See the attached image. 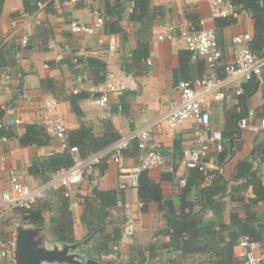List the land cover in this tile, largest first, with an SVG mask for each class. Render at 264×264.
Here are the masks:
<instances>
[{
	"label": "crops",
	"instance_id": "crops-1",
	"mask_svg": "<svg viewBox=\"0 0 264 264\" xmlns=\"http://www.w3.org/2000/svg\"><path fill=\"white\" fill-rule=\"evenodd\" d=\"M64 1L4 0L3 3L0 31L8 44L9 63L0 73V108L4 114L21 118L23 122L12 126L13 137L0 140V194L10 189V170L31 186L49 184L54 172L46 180L38 173L29 172L33 160L63 151L70 153L51 137L45 145H21L18 139L27 124L46 128L51 117L61 114L69 141L77 144L79 153L85 156L110 145L129 130L155 122L166 112L170 101L178 97L180 81L208 74L203 59L188 50L190 61L183 77L178 60L179 50L184 49L181 40L157 38L165 32V24L197 23L202 19L205 28L213 29L221 52V63L214 68L218 77L224 74V64L234 61L236 51L244 46H258L252 13L240 9L234 23L220 25L215 22L220 17L212 15L208 0H147L139 21L131 17L136 0H77L68 5ZM95 11L100 12L103 23L93 33L70 30L71 21L94 24ZM260 19L264 20V15ZM41 22L49 30L48 40L34 38L35 49L28 43L22 44V38H31L35 25ZM111 23L115 31L109 30ZM242 33H249L251 40L236 44L233 37ZM261 47L263 50L262 44ZM197 61L203 63L202 70ZM100 71L112 72L131 85L112 92L106 106L95 102L104 80ZM237 87L229 85L226 98L210 106V123L221 131L229 149L221 173L228 180L227 193L215 196L217 208L206 209L202 216L203 223L214 227L228 223L233 210L241 217H245L247 208L264 213V200L250 207L247 199L253 196L251 186H243L244 179H234L238 163L247 159L253 162L257 176L264 183V159L260 155L251 156L253 145L264 143V129L240 131L237 127L240 117L257 124L264 115L261 105L264 87L257 85L255 78L242 82L240 93H236ZM48 96L58 99L50 110L42 105ZM72 100L77 109L73 110ZM153 124L151 137L161 143L163 163L146 173L150 182L159 186L160 202L141 198L138 188L119 191V165L103 159L88 178L70 189L69 196L63 194L58 184L47 186L46 198L34 209L39 210L38 221L33 219L34 212L30 215L32 219H26L21 210L7 213L0 222V241L11 244L10 254L0 257V264H16L13 250L17 233L22 229L35 230L46 249L67 248V254L78 264L87 261L90 264H219L216 255L222 243L217 238L202 252L183 253L166 233L167 214L181 211L183 203L185 211L189 205L197 210L199 190L207 184L203 174L179 164L182 150L193 146L195 123L186 120L176 128H168L165 122ZM84 133L88 135L83 137ZM141 155L142 150L132 142L124 150L121 163L125 167L134 166L140 162ZM124 202L141 212L128 236L122 235ZM233 254L237 264H245L241 247L235 244ZM41 264L74 263L54 259Z\"/></svg>",
	"mask_w": 264,
	"mask_h": 264
},
{
	"label": "built area",
	"instance_id": "built-area-1",
	"mask_svg": "<svg viewBox=\"0 0 264 264\" xmlns=\"http://www.w3.org/2000/svg\"><path fill=\"white\" fill-rule=\"evenodd\" d=\"M77 0H65L64 5ZM94 1V0H92ZM211 13L214 17L232 16L236 18L240 8L230 0H208ZM40 5V3H38ZM96 21L92 25H84L75 21L69 23L73 32L91 34L101 26L103 17L100 12L95 11ZM165 32L158 34L157 38L173 39L179 38L184 49L189 50L195 56L203 59L208 74L192 80H182L177 85L178 97L168 104L166 112L157 117V120L147 125L129 130L120 135L110 145L91 152L85 156L79 153L76 145H70L67 136V128L61 114L57 113L45 124L50 137L59 143L61 149L68 150L72 155L73 163L67 168L55 171L49 184L31 186L22 181L14 170L9 171L10 189L0 194V222L13 210L27 211L36 206L46 198V188L49 185L58 184L63 188V194L69 196L70 189L84 178H88L94 166L101 160H111L119 165L118 190L124 191L127 188H137L141 172L157 168L163 163L161 143L153 141L151 133L156 122H165L168 128H176L186 120H193L194 135L193 146L184 148L179 158V164L187 169H197L205 174L208 180L214 172L222 173L224 169V158L219 154L225 148V141L220 130L214 129L210 123V106L212 102L222 101L227 96L228 86L237 85L236 93H240V85L244 81L255 78L259 85L264 82V53L259 54L249 46H244L235 52L234 61L224 64V74L218 77L214 74V68L221 63V52L218 49L216 33L213 29L205 28L203 20L197 23L169 22L164 26ZM251 40L249 33L237 34L233 37L236 44H244ZM22 44L27 43L23 37ZM76 61V60H75ZM104 80L100 83V95L95 102L100 106H106L112 92L122 91L131 85L113 75L112 72H99ZM75 91V90H74ZM58 99L48 96L42 100L46 110L54 108ZM264 107V98L261 100ZM23 120L4 114L0 118V127H12L21 124ZM239 130L255 131L258 128L264 129V115L257 124H251L247 117H240L237 122ZM5 139V138H2ZM132 142L142 150L140 162L131 167L122 165L123 152ZM183 183V180H181ZM124 221L122 235H131L134 225L141 216V212L133 210L128 202L122 204ZM10 245L7 241H0V257H7L10 254ZM237 245L242 249V258L245 264H263L264 251L260 244L248 236L240 237ZM116 248V246H114Z\"/></svg>",
	"mask_w": 264,
	"mask_h": 264
},
{
	"label": "trees",
	"instance_id": "trees-1",
	"mask_svg": "<svg viewBox=\"0 0 264 264\" xmlns=\"http://www.w3.org/2000/svg\"><path fill=\"white\" fill-rule=\"evenodd\" d=\"M234 5H237L241 10H245L254 15V29L255 38L258 41V46H251L250 48L259 53H264V49L260 48V44L264 46V20L260 19L264 15V0H230ZM147 0H136L133 10L132 18L139 21L141 11L147 7ZM4 0H0V16L2 12ZM136 16V17H135ZM217 24L226 25L235 22V18L232 16L220 17L215 20ZM106 26L108 24L106 23ZM116 27L114 23H111L109 30L115 31ZM35 34L27 40V43L35 49V39L37 37L43 38L46 41L50 37L49 30L44 23L35 25ZM7 43L0 31V73H2L9 63V50ZM259 47V48H257ZM190 52L182 49L178 52L179 70L183 73V77L188 69V63L190 61ZM199 69L202 70L203 63L201 61L196 62ZM187 80V77H185ZM257 82V80H256ZM257 85L258 82H257ZM264 87V82L262 85ZM73 110L77 109L75 101L72 100ZM4 109L0 108V118L4 115ZM86 131L85 127H82ZM242 131V130H240ZM15 132L12 127L3 126L0 127V140L2 138L13 137ZM86 137L88 134H82ZM50 135L46 128L40 124L29 123L26 125V130L19 136V143L21 145H35L41 146L49 142ZM69 141V139H68ZM70 145H76L71 140ZM227 149V150H225ZM97 150V149H96ZM228 147L225 142L224 150L219 154L220 158H228ZM260 155L261 159H264V143L257 142L253 145L251 150V156ZM230 156V155H229ZM226 162V160H225ZM224 162V167H225ZM73 163L70 153L63 151L62 153H53L45 157H36L28 170L31 173H38L44 176V180L51 172H55L61 168H67ZM196 170L197 169H192ZM200 172V171H198ZM201 174H205L200 172ZM235 180L244 179L243 186H251L253 196L248 198V205L253 207L258 202L264 200V183L257 176V168L253 162L247 159L241 160L237 165V172L234 176ZM228 180L224 178L221 173L214 172L207 184L199 190L197 198V210L192 205L188 206V210L185 211L186 205L183 203L181 211L178 213H168L166 217L167 230L166 233L170 236V241L178 244L183 253H196L206 250V245H209L215 238L222 243V246L216 255L217 261L220 264H237V260L233 254V246L236 244L240 237L248 236L249 238L257 241L264 248V213L251 212L248 208L245 209V217H241L238 211L233 210L229 215V222L224 224H218V227H214L210 224L203 223L202 216L206 209H216L218 206V200L216 197H222L227 193ZM139 196L143 199H154L158 202L161 200V193L159 186L150 182L146 171L141 172L139 176L138 185ZM95 193L104 195L102 192L95 190ZM100 196V195H99ZM247 206V204H246ZM36 206L25 211H21L26 219H32L31 213H35L33 219L38 221L39 210L35 211ZM183 242L181 245L180 243Z\"/></svg>",
	"mask_w": 264,
	"mask_h": 264
},
{
	"label": "water",
	"instance_id": "water-1",
	"mask_svg": "<svg viewBox=\"0 0 264 264\" xmlns=\"http://www.w3.org/2000/svg\"><path fill=\"white\" fill-rule=\"evenodd\" d=\"M13 253L16 264H41L42 261L54 259L78 264L77 260L67 254V248L63 250L44 248L41 236L37 235L35 230L18 231ZM85 264H90V261Z\"/></svg>",
	"mask_w": 264,
	"mask_h": 264
}]
</instances>
